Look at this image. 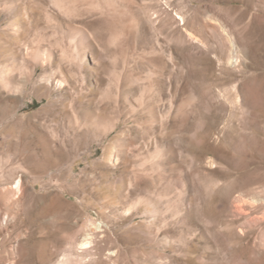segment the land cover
Here are the masks:
<instances>
[{
    "label": "rangeland",
    "instance_id": "374dc122",
    "mask_svg": "<svg viewBox=\"0 0 264 264\" xmlns=\"http://www.w3.org/2000/svg\"><path fill=\"white\" fill-rule=\"evenodd\" d=\"M0 264H264V0H0Z\"/></svg>",
    "mask_w": 264,
    "mask_h": 264
},
{
    "label": "bare ground",
    "instance_id": "6f19581e",
    "mask_svg": "<svg viewBox=\"0 0 264 264\" xmlns=\"http://www.w3.org/2000/svg\"><path fill=\"white\" fill-rule=\"evenodd\" d=\"M85 243V242H84ZM86 244H87V242H86ZM85 245V244H84Z\"/></svg>",
    "mask_w": 264,
    "mask_h": 264
}]
</instances>
